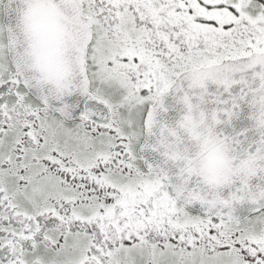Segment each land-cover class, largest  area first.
Segmentation results:
<instances>
[{
    "label": "snow or ice",
    "instance_id": "1",
    "mask_svg": "<svg viewBox=\"0 0 264 264\" xmlns=\"http://www.w3.org/2000/svg\"><path fill=\"white\" fill-rule=\"evenodd\" d=\"M0 264H264V0H0Z\"/></svg>",
    "mask_w": 264,
    "mask_h": 264
}]
</instances>
